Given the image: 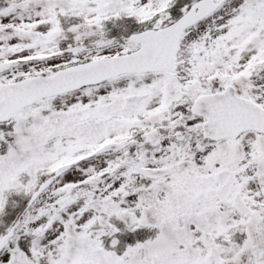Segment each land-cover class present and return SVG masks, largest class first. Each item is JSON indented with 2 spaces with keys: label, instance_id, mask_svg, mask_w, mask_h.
I'll return each mask as SVG.
<instances>
[{
  "label": "snow or ice",
  "instance_id": "snow-or-ice-1",
  "mask_svg": "<svg viewBox=\"0 0 264 264\" xmlns=\"http://www.w3.org/2000/svg\"><path fill=\"white\" fill-rule=\"evenodd\" d=\"M0 264H264V0H0Z\"/></svg>",
  "mask_w": 264,
  "mask_h": 264
}]
</instances>
